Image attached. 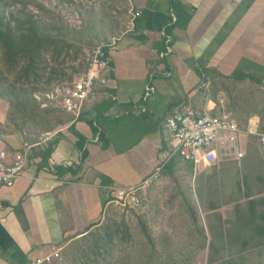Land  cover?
<instances>
[{
  "label": "crops",
  "instance_id": "obj_1",
  "mask_svg": "<svg viewBox=\"0 0 264 264\" xmlns=\"http://www.w3.org/2000/svg\"><path fill=\"white\" fill-rule=\"evenodd\" d=\"M128 2L142 17L108 49L109 86L98 85L78 118L39 141L23 133L4 145L17 152L40 142L25 175L0 186V264H32L63 250L100 223L108 186L150 180L170 150L166 124L178 109L228 113L245 126L256 118L264 130L262 111L243 108L251 95L238 90H264V0ZM60 166L78 172L59 174Z\"/></svg>",
  "mask_w": 264,
  "mask_h": 264
},
{
  "label": "rangeland",
  "instance_id": "obj_2",
  "mask_svg": "<svg viewBox=\"0 0 264 264\" xmlns=\"http://www.w3.org/2000/svg\"><path fill=\"white\" fill-rule=\"evenodd\" d=\"M129 9L128 0H0V27L40 45L38 56L14 63L0 43L4 145L23 133L39 141L73 118L39 107L35 91L75 80L97 45L128 29ZM238 90L251 95L242 107L256 104L264 116V90ZM243 150L241 160L197 171L175 156L137 204L108 202L100 223L47 264H264V150L255 137Z\"/></svg>",
  "mask_w": 264,
  "mask_h": 264
},
{
  "label": "built area",
  "instance_id": "obj_3",
  "mask_svg": "<svg viewBox=\"0 0 264 264\" xmlns=\"http://www.w3.org/2000/svg\"><path fill=\"white\" fill-rule=\"evenodd\" d=\"M130 15L128 29L135 27V22L142 17V13L131 10ZM171 16L175 23V14L172 13ZM119 40L120 37L116 36L108 43L97 45L87 58L83 71L75 80L35 91L33 97L38 106L44 109L58 107L78 118L86 102L93 97L98 85L109 86L108 72L111 67V57L108 49L115 46ZM170 43L171 38L166 37V54L172 53ZM162 57H165V53ZM153 88L151 85L147 86L146 96L151 95ZM115 98L116 96H113V99ZM166 127L170 134V150L159 163L155 175L137 187L108 186V202L115 201L124 208L137 204L142 186L157 179L175 156L192 164L193 169L197 171L220 167L229 160H241L245 155L243 150L245 139L249 137H255L258 146L264 150V130L258 129L256 118H252L245 127H242L231 114H213L185 108L178 109L169 116ZM38 144H30L26 141L20 151L12 152L0 140V186L11 187L25 175L31 150ZM60 253L61 249L57 248L49 257L35 259L32 264H47L53 256L60 257Z\"/></svg>",
  "mask_w": 264,
  "mask_h": 264
},
{
  "label": "trees",
  "instance_id": "obj_4",
  "mask_svg": "<svg viewBox=\"0 0 264 264\" xmlns=\"http://www.w3.org/2000/svg\"><path fill=\"white\" fill-rule=\"evenodd\" d=\"M0 26H2L0 24ZM0 43L3 45V50H5V54L9 57V59L15 63L16 59L18 57H28L29 59H31L32 56L35 57L38 56V51H39V39L37 36H31V37H26V36H22V37H16L13 36L8 30H4L0 27ZM30 68H32L31 66H28L26 68V71H28L27 73H29L30 71H32ZM26 73V74H27ZM100 137H103L102 134L100 135ZM85 137L78 134V147L83 148V141H84ZM87 155L86 150H83L82 152V160L85 159V156ZM189 166L191 168H193V165L188 163ZM173 164L170 165V167H172ZM78 167V166H77ZM59 174H63L64 172H72L73 174L77 173V169L73 168V166H68V167H63L60 166L57 169Z\"/></svg>",
  "mask_w": 264,
  "mask_h": 264
}]
</instances>
